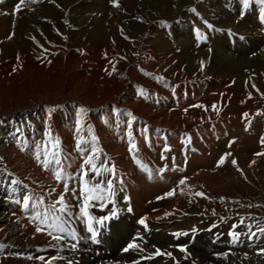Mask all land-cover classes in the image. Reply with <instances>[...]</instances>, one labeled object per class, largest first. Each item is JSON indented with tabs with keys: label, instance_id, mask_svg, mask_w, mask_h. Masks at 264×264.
Segmentation results:
<instances>
[{
	"label": "bare ground",
	"instance_id": "obj_1",
	"mask_svg": "<svg viewBox=\"0 0 264 264\" xmlns=\"http://www.w3.org/2000/svg\"><path fill=\"white\" fill-rule=\"evenodd\" d=\"M116 3L119 7L113 0H25L17 10L20 0H0V55L13 54L0 59V179L11 173L10 179L25 186L18 193L0 187V229H9L1 235L4 245L0 243V261L27 245L44 243L60 253L58 264H78L90 250H104L113 257L126 254L130 259L136 248L124 249L133 243L139 248L150 239L176 244L175 235L158 223L167 213L146 218L147 228L141 223L133 225L135 213H115L103 223H93L92 231L86 224L75 223L74 237L60 240L54 238L60 233L53 230L51 217L44 220L43 216L48 205L65 192V184L75 190L65 194L70 209L67 213H81L85 194L98 181L107 188V208L116 210L122 203L133 208L130 191L143 183L132 181L142 167L136 162L137 141L149 143L166 133L180 140L189 125L192 135H244L255 130L264 136V114H258L264 113V47L255 45L264 36L260 19L264 5L256 0H251L248 7L243 0ZM205 21L213 28L209 29ZM255 49L259 54L252 55ZM146 55H150L147 68L161 75L155 88L146 80L147 74L132 65ZM164 61L172 68H167ZM243 66H249V71ZM246 71L249 95L232 111L229 101L236 97L230 88ZM182 73L191 80L180 77ZM212 87L221 88L216 93L230 97L215 113L196 117L199 103L179 109L184 102L200 99ZM106 119L110 120L107 124ZM89 157H94L90 164L85 162ZM100 158V175L89 179L91 165L96 166ZM44 159L51 162L47 169L42 164ZM258 169L249 166L247 175L258 179ZM55 171L62 173V180L55 179ZM217 177L226 179L219 174H197L188 179V185ZM108 180L112 181L111 189ZM136 187L139 190V185ZM25 194L33 196L27 210L23 203L15 202ZM40 196L43 204L37 199ZM86 210H91L88 201ZM66 227L72 228L68 224ZM134 232L137 241L132 238ZM243 238L234 240L229 235L206 243L203 236L196 235L177 239L178 244L182 242L191 250L209 253L208 257L195 254L197 262H244L241 255L224 256L225 251L237 249L252 252L264 262V245L255 236Z\"/></svg>",
	"mask_w": 264,
	"mask_h": 264
},
{
	"label": "rangeland",
	"instance_id": "obj_2",
	"mask_svg": "<svg viewBox=\"0 0 264 264\" xmlns=\"http://www.w3.org/2000/svg\"><path fill=\"white\" fill-rule=\"evenodd\" d=\"M230 41L228 43L236 47V44ZM255 45L257 48H263L264 36L257 40ZM10 52L2 53L0 55L1 61L11 57L13 54ZM257 53L259 54V50L255 49L252 55ZM14 54L18 56V53ZM149 61L150 55L140 56L132 65H137L143 73L147 74L146 80L154 87L161 75L147 68ZM152 64L156 66L158 62H152ZM164 65L167 68H172L171 63L167 61H164ZM243 68L249 71V66H243ZM247 71L241 72L243 77L235 79L230 88L231 95L236 97H233L234 99H231V102L229 101L228 108L232 111L239 107L236 104L240 100L249 95L250 90L247 88L248 84L244 79L248 75ZM180 77H186L188 81L191 80L189 79L191 77L184 73ZM220 89L212 87L204 91V95L200 99L195 98L196 101L193 99L194 101L184 102L183 105L179 106V109L183 110L199 103L203 107H200L194 113L195 116L198 118L208 117L219 110L221 103L226 102L228 98L230 99L228 95H224L222 92V94L216 93V90L220 91ZM166 91L167 93L171 92V90ZM249 105H243L240 109L247 108ZM231 120L232 122H238V119ZM105 122L107 124L110 120L106 119ZM190 127L191 125L182 132L183 138L180 140L176 136L166 133V135L150 140L149 143L142 144L137 141L136 162L138 160L140 162L138 164H142V167L136 175L132 176V181L138 183L143 181V183L140 182L135 185L130 191L133 208H128L125 203L118 206L116 210L107 208L109 205L107 188L103 185L100 186L99 191L92 186L89 195L93 198L88 200V205L91 208L88 214L92 217L93 223L100 222L105 217L110 218L115 213L126 215L135 213L136 219L133 225L136 223L135 225L138 227L140 220L143 218H155L167 213L165 216L163 215L158 223L161 225L160 228H169L170 233L175 235L176 244H171L169 241L146 240L142 245L140 244L139 248H136L135 256L130 259L126 254L113 257L104 254V250H90L89 255L83 258L82 262H77L78 264H134L136 261L139 264H206L205 260L197 262L195 254L208 257V252L204 249L196 250V248L191 250L190 247L184 246L182 242L178 244L177 238L186 239L196 235L197 237H204L203 243H206L209 239L217 242L223 237L228 238L230 233L235 231L242 233L239 237H244V240L249 236V228L247 227L249 225L251 231L255 233L254 236L257 238V242L264 245V234H261L258 230L264 227V143L261 142L264 138L263 134L256 133L253 130L244 135L211 134L209 132L192 135L189 132ZM227 153H230V155L225 156ZM222 157L225 158V163L218 166V161ZM192 160L195 162L191 163ZM232 160H236L237 163L234 165ZM253 161L256 162L253 163ZM102 162L103 159L100 158L96 165L97 171L102 167ZM251 165L259 167L258 179L247 175V169ZM208 173L211 175L219 174V176L226 177V179L222 178L220 180L221 177H217L215 180H204L193 186L188 185L189 178L197 174L203 176ZM94 175L95 173L92 172L89 179ZM182 179L185 180L184 184H180ZM144 180L146 183H144ZM138 185L139 190L136 187ZM142 187L144 189H141ZM172 190H175L174 195H166ZM197 192L204 193L205 196H197ZM96 196H99L100 199H95ZM129 209L131 210L129 211ZM69 210L67 209V212ZM57 215L68 221L67 224L72 227L71 230L74 234L76 231V228L73 229L75 223L86 225L89 223L88 218L79 212L57 213ZM6 232H9V229H0V237ZM164 232L162 230V233ZM154 233L161 232L160 230H154ZM132 238H135L134 241L138 240L135 237V232ZM0 241H2V237ZM157 248L164 253H171V256L154 255ZM182 248L185 250L181 251ZM262 249L264 250V246H262ZM224 253V256L229 254L243 256L244 262L235 261L236 264H239V262L240 264H264L252 252H242L237 249L233 252L225 251ZM59 254L47 243L27 245L20 248L18 252H13L10 258L2 257L0 264H58L56 260L59 258ZM149 255H153V258L146 259ZM68 259L64 258V260ZM69 260L75 262L73 258Z\"/></svg>",
	"mask_w": 264,
	"mask_h": 264
},
{
	"label": "snow or ice",
	"instance_id": "obj_3",
	"mask_svg": "<svg viewBox=\"0 0 264 264\" xmlns=\"http://www.w3.org/2000/svg\"><path fill=\"white\" fill-rule=\"evenodd\" d=\"M28 2L35 3V2H37V0H28ZM52 2H54V0H52ZM250 2H251V0H243L244 7H248V5H249ZM256 2L259 3V4H261V5H264V0H256ZM113 3H114V6L119 7L118 3H116V0H113ZM21 4H25V0H20V4H17L16 5V9L17 10L20 9V5ZM192 11H195V9H192ZM260 19H261V22L264 23V9L261 10ZM205 23H206V25H207V27L209 29H212L213 28V25L212 24H209L207 21H205ZM197 34L198 35L200 34L199 33V30H197ZM11 38H12V36L10 35L8 37V39H11ZM15 70L16 69H13V71H15ZM253 87H254V85H253ZM197 106L198 107H203L201 105H197ZM213 107L215 108V106H213ZM81 111H84V109H81ZM258 114H264V113H258ZM128 115H131V114L129 113ZM247 115H248L247 113L244 114L245 117H247ZM93 140H95V137H93ZM261 142L264 143V138H262V141ZM58 143L59 142L57 141V144ZM229 146H231V145H229ZM78 147H79V145H78ZM133 147H135V145H133ZM94 152H95V148H93V153ZM53 155H55V154L53 153ZM228 155H230V153L225 154V156H228ZM257 155H260V154H257ZM36 158H37L38 161L40 160V153L39 152L37 153ZM92 158H94V157H89L85 162L90 164ZM50 163L51 162L49 160H47V159H44L42 161V164H43V166L46 169L48 168V166H49ZM56 163L59 164L60 161L57 160ZM137 163H140V162L137 160ZM224 163H225V158L222 157L221 160L218 161V166L219 165H222ZM232 163L235 165L237 162H236V160H232ZM253 163H255V161H253ZM91 170L96 175H100V173L97 172L96 166L94 164L91 165ZM145 171H147V169H145ZM84 175H87V172H85ZM11 176H12L11 173H7V175L4 177V179H0V187H5L6 189H10L11 190V193H18L20 191V189L23 188V187H25V186L22 184L21 181H19L17 179H10L9 177H11ZM54 176H55V179L57 181H60V180L63 179L62 173L60 171H55L54 172ZM101 183L102 182L98 181L97 184L94 185L93 187L97 191H99L100 190ZM106 183H107L108 189H111L112 188V181L111 180H108ZM184 183H185V180L182 179L180 181V184H184ZM69 191H75V190L74 189H70L68 187V185L65 184V192L59 195V197H58V199L56 200L55 203L48 205V208L45 210V214L43 216V219L44 220H48L49 219V216H50L51 219H52V225L51 226H52L53 230L55 232L61 234V235H57V236L54 237L57 240L63 239L66 236L67 237H74V232L71 229H69L68 227H66V224L68 223V221L61 219L60 215H57V213L67 214V208H68V206L65 204V194L67 192H69ZM90 191L91 190H88V192H90ZM174 194H175V190H172L169 193H167L166 195L171 196V195H174ZM196 195L197 196H205L204 193H200V192H197ZM92 198L93 197H91V195L85 194V196H84L85 207L81 208L82 215L88 218V221H89V223H88L89 231H92L93 230V222H92V217L89 216V214H88V212L86 210V207H87V201L89 199H92ZM32 199H33L32 194H25V195H23L22 199H16L15 202L16 203H23V206H24L25 210H27L29 208L30 201ZM37 199H38V201H39L40 204H43L44 203V198L42 196L37 197ZM95 199H100V197L99 196H96ZM57 205H60V207L58 208ZM32 207H36V204L33 203L32 204ZM130 210L131 209H129V211ZM39 215L40 214L37 213V216H39ZM34 218H36V217H34ZM103 219L104 220H108L109 217H105ZM100 223H103V220L100 221ZM140 223L142 225H144L145 228L148 227L147 226V223H146V218L141 219L140 220ZM234 227H236V226H234ZM247 227L249 228V235L254 236L255 233L251 231V226L249 225ZM258 230H259V232L261 234H264V227H261ZM37 231H41V229L40 228H37ZM49 234L51 235V233H49ZM241 234L242 233H237L235 231H233V232L230 233V235H232V237H233L234 240L238 239V237ZM137 247H138V245H136V244L133 243V244H130L128 246V248H125L124 251H128L129 248L134 249V248H137ZM184 250L185 249H183V248L181 249V251H184ZM141 251H143V249H141ZM154 255H157V256L158 255H168V256H171V253H164L159 248H157L156 251H155V253H154ZM152 258H153V255H149L148 257H146V259H152ZM41 259H43V258L41 257ZM134 264H139V262L136 261V262H134Z\"/></svg>",
	"mask_w": 264,
	"mask_h": 264
}]
</instances>
